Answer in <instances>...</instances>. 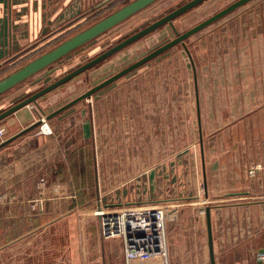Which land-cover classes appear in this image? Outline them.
<instances>
[{
  "label": "rangeland",
  "instance_id": "rangeland-1",
  "mask_svg": "<svg viewBox=\"0 0 264 264\" xmlns=\"http://www.w3.org/2000/svg\"><path fill=\"white\" fill-rule=\"evenodd\" d=\"M131 1L74 0L73 6L81 11L77 16L80 19L76 17L78 20L71 27L57 34L47 35L41 43L22 52L15 61L0 69V79ZM188 1L190 0L154 1L1 94L0 113ZM234 1L236 0H205L178 16L173 23L180 33H184ZM226 21L241 23L248 30L255 31L257 35L248 41L249 46L246 48L248 50L244 48L241 50L237 45V48L227 56L218 59L215 54V57H212L211 50L216 47L218 38L223 35ZM65 23L66 21H63L60 26ZM260 32H264V0H251L187 38L185 45L179 43L173 46L100 89L92 98L83 99L51 119H47V115L56 109L174 39L177 36L175 29L167 23L43 94L36 101L26 105L22 111H26L32 117L30 121L32 123L43 119L42 125L45 128L44 123H47L48 132L57 131L66 138H79L82 137L81 123L89 120L90 111L96 107L98 108L96 121L100 123L96 135L99 139H103L106 133L104 128L106 105H113L118 113L116 121H120L119 107L126 102L133 107L126 106L130 109L124 110L130 112V115L133 114L128 122L130 137L136 136L138 126L142 125L145 128L147 123L154 119L155 124L160 127V130L156 131L159 132L156 136L167 141L170 139L169 144L149 147L145 153V160L142 157L138 161L137 155L129 160L132 173L135 175L134 172L143 171L176 154L179 165L178 180H182L181 184L184 188L185 185L193 188L196 186L193 180L198 177L201 186L195 194L196 197L191 201L200 202L199 205L203 207L207 203L204 200L203 171L200 163L196 169L191 162L195 161V155L200 159L201 137L208 142L207 148L211 160L223 154L226 156L225 160H230L231 167H235L227 180L229 186L234 185L235 189L244 191L253 187L255 180L261 182L264 178V78H256V75H264V61L260 60L262 51L257 45L259 37L264 35ZM191 57L196 67L197 84ZM224 60L228 62L220 66L219 64ZM217 75L224 76L219 80L216 78ZM143 90L150 91L147 100L141 97L142 93H140L135 98L133 95H130V98H123L125 101L121 102V92L126 96L129 92H143ZM197 92L202 128L199 122ZM147 101L154 104L153 109H148L144 105V103L148 104ZM9 119L6 121L8 124L16 118ZM138 120L141 122L136 125ZM42 125L36 129L42 128L47 131ZM131 126H134V129H131ZM17 129L18 127L10 131L13 133ZM117 132L121 133L119 130ZM123 134L128 136L125 131ZM129 149L130 153L137 154L141 152L142 147L132 142ZM260 156L262 159H257ZM256 159L262 161L257 162ZM258 166L263 173H254ZM213 170L215 171L216 168L213 167ZM213 196L215 197L216 194ZM244 199L249 200L240 198V201H247ZM105 201L103 194V197L101 195V198L97 199L96 207L81 209V217H88L89 221L99 225L101 217L96 214L99 208L105 210L113 208L108 207ZM209 203L216 202L210 200ZM161 205L166 209L169 218L170 211L167 204ZM55 230L47 233V236H42V240L39 241L28 242L23 233L16 242H3L2 239L0 264H89L88 251L85 250L86 226H82L80 234L70 225L63 226V233L61 226ZM106 239L123 242L120 236Z\"/></svg>",
  "mask_w": 264,
  "mask_h": 264
},
{
  "label": "crops",
  "instance_id": "crops-1",
  "mask_svg": "<svg viewBox=\"0 0 264 264\" xmlns=\"http://www.w3.org/2000/svg\"><path fill=\"white\" fill-rule=\"evenodd\" d=\"M73 3L74 0H0V69L41 43L47 35L57 34L76 23L81 11ZM63 21L66 23L60 26ZM229 21L224 23L223 35L211 50L212 57H225L237 45L241 50H248V41L257 35L241 23ZM258 42L262 51L260 60L264 61V35ZM194 75L196 83L195 66ZM222 76L216 78L220 80ZM259 77L264 75H256ZM140 93L145 100L150 96L148 90L129 92L126 96L121 92V102ZM147 103L144 105L148 109L154 108V104ZM126 106L130 105L126 102L120 105V121H116V109L112 104L106 105L103 139L96 135L100 123L96 121L98 108L95 107L90 111L89 120L81 123L82 137L66 138L57 131L48 132L46 127L47 131L38 128L0 149V244L2 239L16 242L22 233L28 242L39 241L60 226L63 233L64 225L72 226L80 234L82 226H86L85 250L89 264H126L123 242L104 239L100 224L81 217V209L96 207L97 199L104 194L106 205L118 209L167 204L171 264H211L207 206H212L216 264L260 263L259 254L264 251V178L261 182L255 180L254 186L244 191L229 186L227 180L235 167H231L223 154L211 160L208 142L203 139L200 159L193 155L195 161H191L196 169L200 163L203 171L204 200L207 201L203 207L200 202L191 201L201 186L198 177L193 180L196 184L193 188L190 185L184 188L182 180H178L176 154L134 175L129 160L136 155L138 161L142 157L145 160L149 147L169 144L170 139L156 136L160 127L154 119H146L150 121L147 126H138L136 136L130 137L128 122L133 114L124 110L132 106ZM23 108L0 121V143L32 124V117ZM198 113L202 128L200 101ZM13 117L16 119L6 123ZM132 142L142 147L140 153H130ZM259 170L260 166L254 173H263ZM240 198L249 200L240 201ZM210 200L216 203H209Z\"/></svg>",
  "mask_w": 264,
  "mask_h": 264
},
{
  "label": "water",
  "instance_id": "water-1",
  "mask_svg": "<svg viewBox=\"0 0 264 264\" xmlns=\"http://www.w3.org/2000/svg\"><path fill=\"white\" fill-rule=\"evenodd\" d=\"M156 0H132L131 2L127 3L126 5L122 6L121 8L115 10L114 12L110 13L109 15L105 16L98 22L94 23L90 27L78 32L74 36L70 37L69 39L63 41L53 49L45 52L44 54L34 58L33 60L29 61L19 69L13 71L12 73L6 75L2 79H0V95L6 92L7 90L14 87L16 84L20 83L21 81L25 80L29 76L33 75L34 73L38 72L39 70L47 67L48 65L52 64L53 62L59 60L63 56L67 55L77 47L81 46L82 44L86 43L87 41L95 38L96 36L102 34L109 28L115 26L116 24L120 23L121 21L125 20L126 18L130 17L134 13L138 12L139 10L145 8L149 4L153 3ZM205 0H190L187 3L183 4L182 6L176 8L175 10L169 12L168 14L164 15L163 17L157 19L153 23L149 24L148 26L144 27L143 29L139 30L138 32L134 33L133 35L127 37L126 39L120 41L107 51L101 53L94 59L90 60L89 62L85 63L84 65L80 66L79 68L75 69L74 71L66 74L62 78L58 79L57 81L53 82L52 84L48 85L47 87L41 89L40 91L34 93L30 97L16 103L15 105L9 107L5 111L0 113V121L7 118L11 114L15 113L19 109L25 107L26 105L30 104L31 102L36 101L40 96L43 94L51 91L52 89L56 88L57 86L63 84L64 82L70 80L74 76L80 74L81 72L91 68L92 66L96 65L97 63L107 59L108 57L112 56L116 52L120 51L124 47L128 46L129 44L135 42L136 40L140 39L141 37L153 32L154 30L158 29L159 27L170 23L176 32V37L167 43L161 45L160 47L156 48L155 50L151 51L138 61L132 63L128 67L122 69L118 73L112 75L108 79L102 81L101 83L95 85L82 95L76 97L75 99L71 100L70 102L66 103L65 105L61 106L60 108L56 109L49 115H47V119H51L52 117L58 115L59 113L63 112L64 110L70 108L74 104L78 103L79 101L92 98L93 94L99 91L100 89L104 88L105 86L109 85L110 83L116 81L117 79L121 78L122 76L126 75L127 73L133 71L134 69L140 67L144 63L148 62L149 60L157 57L158 55L164 53L165 51L169 50L173 46L183 43L185 45V40L192 36L193 34L199 32L200 30L204 29L205 27L209 26L210 24L214 23L215 21L219 20L220 18L226 16L227 14L231 13L232 11L236 10L237 8L241 7L242 5L248 3L251 0H236L227 7L221 9L214 15L208 17L207 19L201 21L197 25L193 26L192 28L188 29L184 33H180L174 23L173 20L176 19L178 16L182 15L183 13L187 12L188 10L194 8L195 6L199 5L200 3L204 2ZM190 54V53H189ZM192 59V57H191ZM197 84V78H196ZM197 90V85H196ZM197 102L199 106V96L197 92ZM200 115V113H199ZM43 119L37 120L28 127L24 128L23 130L19 131L18 133L12 135L11 137L5 139L0 143V149L12 141L16 140L17 138L21 137L22 135L32 131L42 125ZM202 140V137H201ZM212 206L206 207V219H207V227H208V241H209V251H210V262L211 264H216V258L214 253V237H213V226H212V213H211ZM264 253V251H263ZM264 264V261L258 263Z\"/></svg>",
  "mask_w": 264,
  "mask_h": 264
},
{
  "label": "built area",
  "instance_id": "built-area-1",
  "mask_svg": "<svg viewBox=\"0 0 264 264\" xmlns=\"http://www.w3.org/2000/svg\"><path fill=\"white\" fill-rule=\"evenodd\" d=\"M99 209L100 234L104 239L122 237L126 264H171L162 205ZM258 259L264 261V253Z\"/></svg>",
  "mask_w": 264,
  "mask_h": 264
},
{
  "label": "bare ground",
  "instance_id": "bare-ground-1",
  "mask_svg": "<svg viewBox=\"0 0 264 264\" xmlns=\"http://www.w3.org/2000/svg\"><path fill=\"white\" fill-rule=\"evenodd\" d=\"M44 125H45L46 127H48V126H47V123H45ZM43 128H44V126H43Z\"/></svg>",
  "mask_w": 264,
  "mask_h": 264
}]
</instances>
